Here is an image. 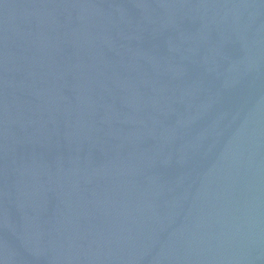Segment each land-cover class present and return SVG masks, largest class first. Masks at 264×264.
<instances>
[{"label":"water","instance_id":"water-1","mask_svg":"<svg viewBox=\"0 0 264 264\" xmlns=\"http://www.w3.org/2000/svg\"><path fill=\"white\" fill-rule=\"evenodd\" d=\"M0 264H264V0H0Z\"/></svg>","mask_w":264,"mask_h":264}]
</instances>
